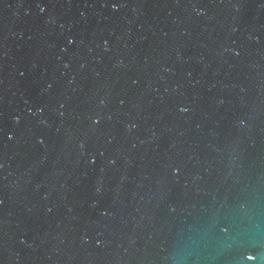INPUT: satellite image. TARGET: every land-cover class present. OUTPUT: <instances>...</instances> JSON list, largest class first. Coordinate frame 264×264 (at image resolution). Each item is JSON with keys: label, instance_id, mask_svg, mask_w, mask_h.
Masks as SVG:
<instances>
[{"label": "water", "instance_id": "95a60500", "mask_svg": "<svg viewBox=\"0 0 264 264\" xmlns=\"http://www.w3.org/2000/svg\"><path fill=\"white\" fill-rule=\"evenodd\" d=\"M0 264H264V0H0Z\"/></svg>", "mask_w": 264, "mask_h": 264}]
</instances>
